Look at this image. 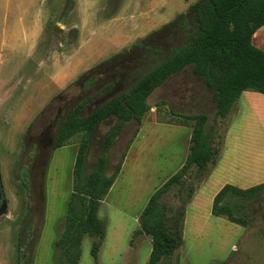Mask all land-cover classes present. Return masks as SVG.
Listing matches in <instances>:
<instances>
[{"label":"rangeland","instance_id":"374dc122","mask_svg":"<svg viewBox=\"0 0 264 264\" xmlns=\"http://www.w3.org/2000/svg\"><path fill=\"white\" fill-rule=\"evenodd\" d=\"M197 1L0 0V264L59 263L55 242L64 230L72 168L84 132L52 150L54 128H47L58 109L62 115L82 104V114L87 115L105 102L77 99L81 75L121 50L139 45L151 33H158L149 36L151 50L137 58L138 69L149 71L185 42L183 30H164V26L186 14ZM54 17L58 33L50 48L53 25L46 36L41 37L40 32L45 20ZM68 29L77 32L72 46L66 42ZM252 44L264 52V27ZM139 72L135 70L132 75ZM147 105L150 109L140 126L128 123L107 154L105 173L110 175L137 129L120 173L98 212L106 222V234L97 264H147L150 239L133 235L139 228L138 218L151 195L178 171L188 154L191 130L179 126L182 119L174 115L204 113L212 124L215 114L212 92L193 76L191 67L155 89ZM112 123H102L92 136L87 172L101 151V137ZM229 124L236 139L229 140L227 159L231 156L240 166L252 155V147L237 141V137L247 133L245 127H252L255 134L263 133L264 95L242 93L228 123L221 127L222 134ZM47 155L43 169V157ZM194 171L192 168L187 175L192 184ZM221 181L217 179L216 184L204 189L206 198ZM162 200L166 218L170 219V210L179 206L176 190ZM242 204L239 215L251 222L247 230L213 217L212 203L208 209L204 205L188 207L182 245L162 264H264V193ZM94 241L83 238L78 264H95L90 255Z\"/></svg>","mask_w":264,"mask_h":264},{"label":"trees","instance_id":"16d2710c","mask_svg":"<svg viewBox=\"0 0 264 264\" xmlns=\"http://www.w3.org/2000/svg\"><path fill=\"white\" fill-rule=\"evenodd\" d=\"M173 27L185 33V42L181 46L172 49L169 56L151 68L124 97L112 99L87 115L82 114V104L73 108L55 134L52 150L63 147L74 134L84 132L72 168V190L64 230L55 242L58 264L79 263L85 236L95 239L90 255L97 264L106 234V222L99 218L98 212L121 170L137 129L110 175L105 173L107 154L128 123L135 122L140 126L143 115L150 109L146 99L155 89L191 67L193 76L212 92L215 114L212 124H208V116L204 113L172 114L182 119L179 126L191 129L188 154L181 168L151 195L138 218L139 228L133 235L141 234L150 239L147 264H162L182 245L186 207L220 156L226 134V131L221 133V127L228 123L241 94L264 95V52L252 44L255 33L264 27V0H199L164 30ZM109 121L113 123L100 139L101 151L87 172L91 138L102 123ZM43 158L44 169L48 155ZM192 168L195 170L194 184L187 177ZM40 187L42 195L41 180ZM174 189L179 206L170 210L172 217L167 219L162 199ZM262 193L264 183L245 190L225 185L213 198L211 215L247 230L251 222L239 215L242 202ZM229 198L235 201L229 203Z\"/></svg>","mask_w":264,"mask_h":264},{"label":"flooded vegetation","instance_id":"af4514ba","mask_svg":"<svg viewBox=\"0 0 264 264\" xmlns=\"http://www.w3.org/2000/svg\"><path fill=\"white\" fill-rule=\"evenodd\" d=\"M68 18L69 15L65 16L63 18L64 22H66ZM56 22L55 17L54 19L50 18V20H45L40 32L41 37L46 36L47 32H49L51 25H53L51 31L49 32L50 48L52 46L53 41L57 40L56 36L58 33V24ZM61 30L63 31L64 28H62ZM72 32L73 29H68L66 33V42L70 46H72L71 44L74 43V41H77V32L75 31L76 33L74 32V34ZM153 34L154 33H151L150 35L141 39L139 41V45L136 44L130 47L129 49H123L117 55L112 56L110 60L104 61L99 65H96L95 67H92L86 72H84L81 75L82 81L79 84L80 94L77 99H83L87 101L97 100V102L105 101L104 103H106L112 99L124 97L130 91V89L148 72L147 71L143 73L142 70L138 69L139 65L137 64V58L144 52H148L149 50H151L152 46H150L151 39L149 36ZM62 47L63 46L60 45V48ZM60 53L62 54L63 52L61 51ZM135 70L140 71V75H136V73H134L135 75L133 76L132 74ZM102 104H98L96 107L93 108V110L101 106ZM60 110L61 109L57 110V115L55 116V119L47 128L48 131L51 127H53L54 134H56L60 124L63 122L64 118L69 113L68 110H65L62 115H59ZM47 142L51 143V139H48ZM41 143L44 144L45 141L42 140ZM2 203V194L0 192V206H2Z\"/></svg>","mask_w":264,"mask_h":264},{"label":"crops","instance_id":"0c3cea01","mask_svg":"<svg viewBox=\"0 0 264 264\" xmlns=\"http://www.w3.org/2000/svg\"><path fill=\"white\" fill-rule=\"evenodd\" d=\"M260 31L261 28L257 31V33H255L253 39L257 37ZM237 113H239V109ZM182 128H186V127H182ZM245 129L247 130V133L244 136L237 137V141L243 140L245 145H247L248 147H252V155H248L245 161L241 163L240 166L234 164V161L231 158V156L229 158L230 160L227 159L229 140L232 139L234 141L236 139L235 134L233 135L232 133L231 124H229L227 128V132L224 136L223 147L220 156L216 164L210 169L208 175L206 176L200 187L194 193L191 201L186 207L185 212H187L188 207H192V206L194 207L199 205H204L206 206V209H208L210 203H212L213 201L214 196L225 185H231L239 189L245 190L253 186L264 183V151H262V146L264 145V131L261 135H259L253 132L252 127H245ZM263 130H264V125H263ZM226 175H230L228 176L229 178L226 177ZM217 179L220 180L222 179V181L219 183L217 188L214 189L211 196L206 198V195L203 193L204 189L207 188L208 185L212 186L214 183L216 184ZM110 190L105 198H107L108 195L110 194Z\"/></svg>","mask_w":264,"mask_h":264}]
</instances>
